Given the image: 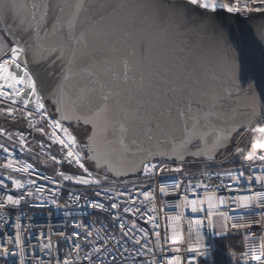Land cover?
<instances>
[{"label": "snow or ice", "instance_id": "1", "mask_svg": "<svg viewBox=\"0 0 264 264\" xmlns=\"http://www.w3.org/2000/svg\"><path fill=\"white\" fill-rule=\"evenodd\" d=\"M16 8L0 0V264H264V93L236 47L264 51V0Z\"/></svg>", "mask_w": 264, "mask_h": 264}, {"label": "water", "instance_id": "2", "mask_svg": "<svg viewBox=\"0 0 264 264\" xmlns=\"http://www.w3.org/2000/svg\"><path fill=\"white\" fill-rule=\"evenodd\" d=\"M17 5L15 14L21 20L32 21L33 17L38 18L40 16L39 5L43 0H14ZM36 5V8H33ZM71 15V9H66L65 16ZM225 24L236 31L241 27V24L236 20H226ZM238 51V75L242 81H251L256 84L257 94L264 93V51H261L258 47H255L250 42L249 43H237L236 45ZM131 59V52L126 53ZM59 65L56 66L54 73L50 76V79H55V75L58 73ZM77 86H88L87 72H81L79 75L74 77L69 87ZM244 87H247L245 84ZM230 109L237 118H240L241 114L245 110L244 105L246 100L241 95L239 98L233 96L228 101Z\"/></svg>", "mask_w": 264, "mask_h": 264}, {"label": "built area", "instance_id": "3", "mask_svg": "<svg viewBox=\"0 0 264 264\" xmlns=\"http://www.w3.org/2000/svg\"><path fill=\"white\" fill-rule=\"evenodd\" d=\"M3 126H4L3 123L0 122V127ZM256 136L257 138H261V134L259 133H257ZM192 171H196V169H192ZM173 178H174V174L165 177V179L168 180L169 182H171ZM166 211H170V210L166 209ZM28 215L34 217L35 223L43 224V225L51 224L54 229L63 228V224H64L63 213L57 212L55 209H52L51 217L49 216V211L47 209L44 210L37 209L34 212H29ZM213 239L216 238L213 237ZM61 247L63 246L61 245Z\"/></svg>", "mask_w": 264, "mask_h": 264}, {"label": "trees", "instance_id": "4", "mask_svg": "<svg viewBox=\"0 0 264 264\" xmlns=\"http://www.w3.org/2000/svg\"><path fill=\"white\" fill-rule=\"evenodd\" d=\"M229 242H234V241H231V238H229L228 240H225V241H224V244L226 245V244H228ZM221 254L225 257V260H227V255H226V253L222 251Z\"/></svg>", "mask_w": 264, "mask_h": 264}]
</instances>
